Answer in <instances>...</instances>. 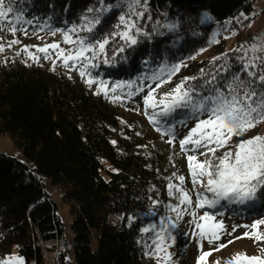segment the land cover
<instances>
[{"label":"trees","instance_id":"trees-1","mask_svg":"<svg viewBox=\"0 0 264 264\" xmlns=\"http://www.w3.org/2000/svg\"><path fill=\"white\" fill-rule=\"evenodd\" d=\"M252 1L141 0L137 11L144 15L137 20L141 29L137 44L110 40L104 56L93 62L96 67L85 77L80 76L79 65L57 71L0 54V135L8 134L25 156L19 161L0 153V261L16 257L19 262L10 264H148L144 258L154 245L143 229L148 218L158 219L159 210L154 208L160 199L166 200L165 187L140 147L141 136L121 123L122 100L113 97L128 90L97 94L96 84L137 82L142 85L139 89L148 90L159 82L152 79L153 73L182 64L186 66L165 83L166 90L158 93L157 100L185 77H197L186 86L203 95L236 74L259 92L264 87L257 79L264 72V58L250 60L238 41L228 43L234 32L239 34L247 25L248 19L240 23L236 19L249 14ZM11 3L14 11L8 19L18 30L25 21H32L30 30L39 26L68 30L81 24L85 15L97 14L88 9L100 7L98 0ZM104 3L112 10L101 16L94 33L80 32L81 36L102 40L117 30L118 17L127 11L124 0ZM17 16L22 20L17 22ZM167 25L176 27L170 30ZM202 50L211 52L200 56ZM215 57L220 59L214 61ZM249 61L255 65L249 68L256 72L254 77L242 71ZM213 75L216 81L206 85ZM88 79L95 82L89 85ZM167 120L175 125V138L165 136L174 141L183 139V131L196 123L182 110ZM45 178L59 188L66 211L46 191ZM221 202L223 210L232 208L226 215L218 212L226 217L264 216L261 193L243 204ZM59 240L68 243L46 263L45 252L56 250L43 243Z\"/></svg>","mask_w":264,"mask_h":264},{"label":"snow or ice","instance_id":"snow-or-ice-1","mask_svg":"<svg viewBox=\"0 0 264 264\" xmlns=\"http://www.w3.org/2000/svg\"><path fill=\"white\" fill-rule=\"evenodd\" d=\"M98 2L100 5L98 9H88L89 13L95 11L96 15L91 18L85 15L81 24L74 25L68 30H59L63 36V42L73 45L72 48L64 49L58 43H53L44 47L37 46L36 51L43 53L44 59H48L52 54L49 51L51 49L65 67L76 68L79 65V74L81 77H85L90 75V68L96 67L93 62L98 57L104 56L106 45L109 44L110 40L119 38L127 46L136 45L138 42L136 36L141 34V29L137 26V20L142 19L144 15L143 11H137L142 6L141 0H124L127 11L118 17L117 30L102 40L79 34L80 32L94 33L97 25L101 23V16L113 8L112 5L105 4L104 0H98ZM13 11L11 0H8L7 4L5 0H0V24L6 22L8 30L14 35L17 28L13 21L8 19L9 14ZM16 20L19 22L22 20V16H17ZM25 22L32 23V21ZM167 27L171 30L176 26L167 25ZM23 31L27 34L26 30ZM56 31L53 30L52 35H56ZM73 36H75V39H73ZM17 43H19V40H12L8 43V46L11 47ZM255 50V47H253V51ZM0 51H3V45H0ZM23 51L28 53L30 59L39 62L40 57L30 52L27 46ZM119 51L123 52L124 46H121ZM19 54L17 53V55ZM192 58L194 59V57ZM219 59L220 57H215L214 61ZM182 66L186 65L164 66L159 72L153 73L152 79L159 81L156 87H160L162 83L170 82L172 76L179 72ZM254 67L255 65L249 61L243 65L242 71L247 72L249 77H254L257 75L256 72L249 71V68ZM203 74L202 69L201 75ZM194 79H197V77H185L180 84H177L171 91L164 93L158 100L153 95L155 89L149 85L148 93L144 97V104L153 109L152 115L149 117L150 121L158 125L157 131H161L162 135L175 138V125L170 124L167 118L172 117L180 110L184 111L188 117L196 120L194 127L179 141L182 152L191 151L203 156H208V153H211L215 157L216 151L227 147L234 136H242L258 124L264 123V87H261L258 92L256 88L250 87L251 82L241 80L239 74L234 75L230 81L225 82L223 85H213V82L216 81V76L213 75L210 80L205 82L206 85L213 86L208 88V95H203L194 88L186 86L189 80ZM257 79L259 84L264 86V72ZM86 82L91 85L95 81L88 79ZM101 85H103V81H101ZM116 87H121V85H116ZM127 87H131V85H127ZM101 90H103V87L98 90L97 94ZM112 90L115 91V88ZM142 90L139 89V91ZM105 95H107L106 91ZM113 99L118 100L120 97L116 96ZM161 117L165 119L162 121ZM179 123L186 126L184 120H180ZM172 142V140L168 141L169 144ZM189 145H191L190 148L186 147ZM210 145H214V147H210ZM187 160L193 186H199L204 189V192L212 194V198L209 199L204 193H197L196 207L203 208L205 205L213 207L222 200L243 204L254 200L257 193L264 194V136L241 140L238 144L228 148L222 156L215 157V162L211 158L199 161L196 154L188 155ZM184 179L183 176L178 177L180 185H183ZM167 187L170 196L173 195V190H175L179 205L193 203L183 187L172 183H169ZM172 211L177 212L179 216L182 209L177 206L173 207ZM191 215L194 218L195 228L198 230L195 233L196 235L201 239L207 238L209 243L220 239L217 230L222 229L221 223H199L195 220L196 213L192 212ZM213 219L207 212L199 217L200 221L205 222H210ZM259 225H264V220H258L250 227L257 229ZM244 227L249 226L245 225ZM150 230V228L143 229L145 233ZM165 232H167V228H162L160 232H157L153 244L156 253L164 252V259H170L171 254L167 252L164 246L168 238L163 234ZM248 235L249 233L246 232L245 236ZM253 235L256 240L264 239V235L255 233ZM223 247H226V245H219L217 250ZM209 255H211L210 252L202 253L198 264H201ZM15 259L18 258L9 257L8 260L0 261V264H10V261ZM157 259L159 261L161 258L157 256ZM241 261L245 264H264V259L258 256L248 257L247 254H236L225 264H240ZM216 264H219V262H216Z\"/></svg>","mask_w":264,"mask_h":264},{"label":"rangeland","instance_id":"rangeland-1","mask_svg":"<svg viewBox=\"0 0 264 264\" xmlns=\"http://www.w3.org/2000/svg\"><path fill=\"white\" fill-rule=\"evenodd\" d=\"M244 19L249 20L247 25L241 27V32L239 34L234 32L228 39V43L230 44L234 41H238V43L243 46L244 50H248L250 60L264 58V0H253L249 14H241L236 21L240 23ZM29 24L30 23L23 22L14 35L8 30L7 23L4 25L0 24V45H3V51H0V54L11 58L22 57L26 61L35 62L29 58L28 53L23 51L27 46L30 52L40 57L39 62H35L38 65L45 68L51 67L57 71L69 68L65 67L62 61L56 58L55 53L52 52L51 49H49V51L52 54L48 59H44V54L38 53L36 48L37 46L44 47L45 45L58 43L61 48L69 49L72 48L73 45L63 42V36L59 30L56 31V35H52L53 29L46 30L45 26H39L34 30H30L28 28ZM21 29L26 30L27 34ZM73 39H75V36H73ZM12 40H19V43L9 47L8 43ZM253 47H255V51H253ZM210 52L211 50H204L200 53V56L209 55ZM17 53L20 54L17 55ZM69 63L71 64L72 62ZM116 85H121V87L117 88ZM127 85H131V87H127ZM140 86L142 85L137 82H135V85L131 84V82L114 83L108 86L106 84L101 85L100 82L96 84L97 90L103 87V90H101L103 92L110 91L113 93L112 89L114 88L116 89L115 92L121 89L123 91L128 90L124 92L123 95L117 93V96L122 100L120 104V111L123 114L121 123H123L125 127L129 126L134 132L141 136L140 147L143 152L147 154L148 158H151L156 168L159 181H163L165 187L164 195L166 196V200L163 201V199H160L154 208V210H159V217L157 220L148 218L145 228L151 229L148 234L153 242L156 239V233L160 232L162 228H167V232L163 233L168 237L164 246L167 252L171 254L170 259H164V252L156 253L153 246L152 252L145 256V261H147L148 264H198V260L204 252H210L211 255L207 256L201 264H216V262L225 264L226 261L232 259L236 254H247L248 257L258 256L264 259V239L256 240L253 235V233L264 235V225H259L257 229H252L250 227L256 221L264 220V216L239 214L240 219H238L236 217H226L223 214L220 215L218 212H223L226 215V213L232 210L231 207L223 210L220 205V203H222L221 201L213 207H208L207 205L203 208L196 207L197 193H204L209 199L212 198V194L204 192V189L199 186H193L192 176L188 167L189 162L187 160L188 155L196 154L199 161L211 158L213 162H215V157L222 156L228 148L238 144L241 140H247L255 136H264V123L255 131L249 130L242 136H234L227 147L220 148L216 151L215 157H213L211 153H208V156H203L191 151L182 152L179 144L181 139L177 138L176 141H174L171 138H167L165 135H162L161 131H157V127L150 121L149 117L151 116L152 108L144 104V97L147 95L148 90L145 87L139 93L138 87ZM152 88L155 89V92H153L155 97L159 92H165L166 90L165 83H162L158 88L155 84ZM194 125L186 131H183V138ZM169 140L173 142L169 144ZM186 147L190 148L191 145ZM210 147H214V145H210ZM0 153L13 157L19 161L25 160L22 149L16 145L8 134L0 135ZM105 165L110 168L109 164ZM180 176L185 178L183 185H180L178 180ZM44 183L46 191L51 194L54 202L61 208V211H66L67 206L61 202L59 188L53 185L49 178H45ZM169 183L183 187V189L188 192L193 203L179 205L175 190H173V195L170 196L168 194L169 190L167 186ZM226 202L227 201L223 200V204ZM177 206L182 209L179 216L177 212L172 211V208ZM192 212L196 213V222L221 223L223 226L222 229L217 230L220 239L209 243L207 238L201 239L196 235L195 233L198 230L195 228V223L193 222L194 218L191 215ZM205 212L214 219L210 222L200 221L199 217L204 215ZM245 225L249 227H244ZM246 232L249 233L248 236H245ZM67 243L68 242L65 240L43 243L44 246L54 247L56 250L55 252H45V262H51L56 252L60 248H63L64 245H67ZM92 243L96 245L94 240ZM221 244L226 245V247L217 250ZM157 256L161 258L159 261ZM15 260L19 262L17 259ZM240 264H245V262L241 261Z\"/></svg>","mask_w":264,"mask_h":264}]
</instances>
